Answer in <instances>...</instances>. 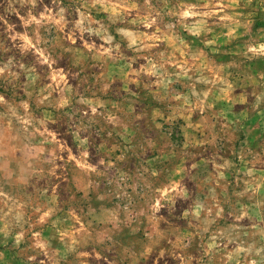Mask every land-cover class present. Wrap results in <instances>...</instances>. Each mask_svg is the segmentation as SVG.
Listing matches in <instances>:
<instances>
[{
    "label": "rangeland",
    "instance_id": "obj_1",
    "mask_svg": "<svg viewBox=\"0 0 264 264\" xmlns=\"http://www.w3.org/2000/svg\"><path fill=\"white\" fill-rule=\"evenodd\" d=\"M0 264H264V0H0Z\"/></svg>",
    "mask_w": 264,
    "mask_h": 264
}]
</instances>
